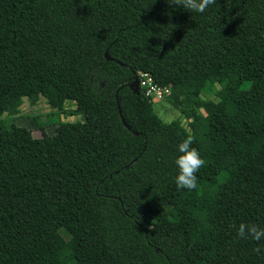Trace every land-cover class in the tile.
<instances>
[{
  "label": "trees",
  "instance_id": "16d2710c",
  "mask_svg": "<svg viewBox=\"0 0 264 264\" xmlns=\"http://www.w3.org/2000/svg\"><path fill=\"white\" fill-rule=\"evenodd\" d=\"M170 4L0 0V264H264V239L236 234L264 228V0ZM41 97L84 121L37 137L3 118ZM187 136L205 164L178 190Z\"/></svg>",
  "mask_w": 264,
  "mask_h": 264
},
{
  "label": "rangeland",
  "instance_id": "374dc122",
  "mask_svg": "<svg viewBox=\"0 0 264 264\" xmlns=\"http://www.w3.org/2000/svg\"><path fill=\"white\" fill-rule=\"evenodd\" d=\"M205 99L216 100V92L211 91L203 95ZM155 111L165 122H171L176 119H181L182 124L189 129V120L182 117L179 109L175 108L168 100V96H164L163 99L154 103ZM77 108V105L73 101L65 102L62 111H58L48 104L44 97H41L39 102L35 105L30 104L28 100H24L23 105L20 107V111L15 115L4 114L3 118L8 123H15L19 126L31 129L34 134L39 137L42 134L40 125L44 126V131L49 134H54L57 127L61 123L84 121V116L81 114L73 113ZM204 113L203 109H200ZM73 114H70V113ZM63 232V231H62Z\"/></svg>",
  "mask_w": 264,
  "mask_h": 264
},
{
  "label": "clouds",
  "instance_id": "9594fccd",
  "mask_svg": "<svg viewBox=\"0 0 264 264\" xmlns=\"http://www.w3.org/2000/svg\"><path fill=\"white\" fill-rule=\"evenodd\" d=\"M215 2L216 0H171L170 5H178L188 13L194 12L202 14ZM192 143V137L187 136L177 146V152L179 154L174 160L177 169L174 182L178 190L195 188L197 182L196 174L205 164L204 159L197 149L191 146ZM236 234L243 239L260 241L264 239V228H260L255 224L240 223L236 229ZM257 250L259 251V249Z\"/></svg>",
  "mask_w": 264,
  "mask_h": 264
},
{
  "label": "built area",
  "instance_id": "2783aa9c",
  "mask_svg": "<svg viewBox=\"0 0 264 264\" xmlns=\"http://www.w3.org/2000/svg\"><path fill=\"white\" fill-rule=\"evenodd\" d=\"M138 83L145 89L146 95L151 99V101L155 103L160 102L164 96L171 94L169 87H162L158 85L148 72H139Z\"/></svg>",
  "mask_w": 264,
  "mask_h": 264
},
{
  "label": "water",
  "instance_id": "95a60500",
  "mask_svg": "<svg viewBox=\"0 0 264 264\" xmlns=\"http://www.w3.org/2000/svg\"><path fill=\"white\" fill-rule=\"evenodd\" d=\"M105 56H106V58L108 59V60H111V57H110V55H109V53H108V50L105 52ZM138 79H136L132 84H131V87L132 88H137V86H138ZM119 111H120V114L122 115V110H121V107H119ZM122 121H123V123L126 125V127H128V129H131V126L127 123V121L125 120V118L122 116ZM135 133H137V132H135Z\"/></svg>",
  "mask_w": 264,
  "mask_h": 264
}]
</instances>
